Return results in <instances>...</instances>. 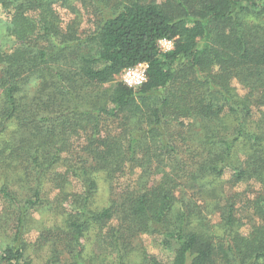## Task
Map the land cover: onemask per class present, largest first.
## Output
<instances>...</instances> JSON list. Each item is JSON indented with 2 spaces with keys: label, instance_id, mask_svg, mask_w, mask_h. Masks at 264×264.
<instances>
[{
  "label": "trees",
  "instance_id": "obj_1",
  "mask_svg": "<svg viewBox=\"0 0 264 264\" xmlns=\"http://www.w3.org/2000/svg\"><path fill=\"white\" fill-rule=\"evenodd\" d=\"M58 8L75 16L65 28ZM82 10L101 15L85 37ZM0 24L13 43L0 46V160L5 177L19 176L0 193L18 205L13 187L27 182L33 195L23 208H52L50 185L54 202L76 212L31 244L48 246L49 264H87L81 239L92 224L110 225L119 264L139 234L174 251L168 261L143 252L140 264H264V0H0ZM142 63L140 88L116 82ZM73 138L85 142L76 155ZM134 174L110 206L91 208L100 180L117 185ZM227 174L233 185L262 188L249 200L259 223L247 234L240 195L221 190ZM184 183L204 199L179 197ZM16 222L0 264H34L23 240L29 215Z\"/></svg>",
  "mask_w": 264,
  "mask_h": 264
},
{
  "label": "rangeland",
  "instance_id": "obj_2",
  "mask_svg": "<svg viewBox=\"0 0 264 264\" xmlns=\"http://www.w3.org/2000/svg\"><path fill=\"white\" fill-rule=\"evenodd\" d=\"M113 3L108 10H104L105 15L109 11L112 12L111 10H113L115 7ZM58 12L61 19L63 20L64 28L75 18L74 15L70 14L64 9L58 8ZM81 14L82 19L79 35L85 37L97 26L96 23L99 21V19H101V15L95 18L92 10H82ZM11 41L12 40H10V38L8 39L6 36L5 28L2 24H0V46L6 47L8 49L9 47L13 46ZM169 48L170 45H161V49L164 52L170 50ZM121 81V75L116 77V82ZM234 86L241 95L245 94L246 90L241 84H239V82L234 81ZM108 125L110 129L115 128L111 121L108 122ZM105 128L107 129V124ZM12 131L13 129H11V132ZM3 138L4 140H8L9 134L5 133ZM83 143L85 144L83 139L80 140L78 138H73L70 141V144L73 145L72 150L75 152V155L77 150L82 147L80 145H83ZM15 164L16 163H13L12 165ZM5 168L6 159H2L0 160V187L5 181L18 182L19 180V176L10 170L8 171V176L5 177V175L2 174ZM137 177V174H134L120 179L118 183L116 182L118 187L115 183L109 186L107 182L100 180L99 192L96 195L91 208L94 211H101L102 209L110 206L112 200L116 198L115 196H117V191L120 189H125L126 185L135 184V179H137ZM232 180L233 178L231 175L227 174L224 178V183L221 190L224 192L225 197H229L234 194L240 195L238 198L239 201L237 202L238 219L240 220L242 228L241 232L247 234L255 224L258 225L259 223V219L257 220L255 216L251 217L253 214H251V211L248 208L249 200L257 198L262 193V188L260 185L253 183H240L233 185L231 182ZM31 186L32 184L28 185L27 182H23L17 183L13 187V189L16 191L15 194L20 201L18 205L14 206H12L10 202L0 193V247H4L12 243L17 231V215H19L20 212L23 213L25 211L29 215L28 225L26 228H24L23 240H25L30 245L37 241L43 229L50 228L54 224L62 223L65 217H69L70 214H76V212L73 210V206L69 207V205H65V209H61L62 207L54 202V197L56 194H58V190H55L54 187L52 189L50 185L45 186V192H49L50 196L46 195L45 192L43 195L45 199L48 198L53 202L52 208L49 206H38L35 208L28 207L29 209L25 210L23 208L25 205V200L32 199L31 196L33 194L30 192ZM75 188L74 191L76 192L80 190L79 186H75ZM178 194L179 197H194L198 202H200L201 199H204L203 196L198 192V186L193 183L182 184L178 190ZM209 218L213 225H219V214H213ZM109 227L110 225L107 224L104 228L100 229L98 225L92 224L90 230L87 231L85 236L81 239V243L84 247L83 259L87 261V264H119L118 261H120L119 257L121 252L116 250L113 245L109 244L106 238ZM216 230L219 229L217 228ZM219 232L221 233V230ZM130 246L133 251L128 257H126L125 264H140L143 260L141 258L143 252L149 257H157L161 261H168L174 255L173 249H167L163 243V239L159 236H150L145 234L136 235L134 238H132ZM28 255L30 259L34 260V264H49V259L51 257L48 246L43 249H39L38 247L35 248L31 245Z\"/></svg>",
  "mask_w": 264,
  "mask_h": 264
},
{
  "label": "built area",
  "instance_id": "obj_3",
  "mask_svg": "<svg viewBox=\"0 0 264 264\" xmlns=\"http://www.w3.org/2000/svg\"><path fill=\"white\" fill-rule=\"evenodd\" d=\"M163 44L170 45V50L173 48V43L170 41H161L160 47ZM147 69L148 65L146 63H142L124 70L121 74L122 82L131 89L136 90L140 88L147 81Z\"/></svg>",
  "mask_w": 264,
  "mask_h": 264
}]
</instances>
